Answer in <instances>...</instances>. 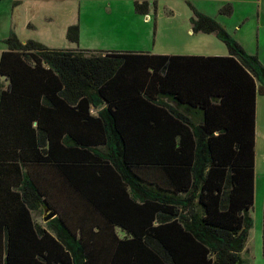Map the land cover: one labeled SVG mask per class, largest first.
<instances>
[{
	"label": "trees",
	"instance_id": "trees-1",
	"mask_svg": "<svg viewBox=\"0 0 264 264\" xmlns=\"http://www.w3.org/2000/svg\"><path fill=\"white\" fill-rule=\"evenodd\" d=\"M192 14L191 30L213 33L228 56L2 39L0 264H248L264 66L213 17ZM66 37L76 41L77 26ZM186 59L200 60L189 79ZM214 62L231 79H211ZM47 210L55 216L33 219ZM262 216L264 251V201Z\"/></svg>",
	"mask_w": 264,
	"mask_h": 264
},
{
	"label": "rangeland",
	"instance_id": "rangeland-1",
	"mask_svg": "<svg viewBox=\"0 0 264 264\" xmlns=\"http://www.w3.org/2000/svg\"><path fill=\"white\" fill-rule=\"evenodd\" d=\"M192 8L213 16L264 65V0H0V53L10 31L18 40H36L53 48L147 52L171 55L226 53L214 34L192 31ZM77 26V40L66 37ZM258 99L254 144V196L243 252L248 264H264L262 209L264 201V94ZM45 212L33 213L42 222ZM121 236V230L115 229Z\"/></svg>",
	"mask_w": 264,
	"mask_h": 264
},
{
	"label": "crops",
	"instance_id": "crops-1",
	"mask_svg": "<svg viewBox=\"0 0 264 264\" xmlns=\"http://www.w3.org/2000/svg\"><path fill=\"white\" fill-rule=\"evenodd\" d=\"M202 14L208 15V14H205V13H202ZM208 16L213 17L211 15H208ZM207 34H212V33H207ZM30 40H32V39H30ZM19 41L21 42V40H19ZM33 41H36V40H33ZM23 42H21V43H23ZM40 44H42V43H40ZM42 45H44V44H42ZM44 46L45 47H48L46 45H44ZM48 48H53V47H48ZM5 49H6V47L4 48V50ZM53 49H71V50H74V49H79V48H53ZM4 50H2V51H4ZM145 53H147V52H145ZM161 55H171V54H161ZM199 56L200 57H208V56L225 57V56H228V52L226 50V53L220 52V53H218V55H196V54L186 55V57H199ZM199 61L200 60H190V59H186V79H189V75H190L189 72H188V69L191 68L192 64H195L196 62H199ZM216 64H223V63H221V62H214V63H212V66L209 67L211 79H231V73H230V71L228 69L224 68L223 66L216 68L215 67ZM6 79H7L6 76L0 74V81L1 82H3L5 84L6 83ZM236 79H238V78H236ZM255 89H256V83L254 82V92H253V152H254V144L257 141L258 115H259V111H261V110L258 111V99H257V96H256V90ZM96 110H98V106L96 108H92L91 107L89 109V113L92 114V115H94ZM214 118L217 121V119H221V115L219 114V115L215 116ZM254 154H255V152H254ZM254 165H255V160H254V156H253V196H254Z\"/></svg>",
	"mask_w": 264,
	"mask_h": 264
},
{
	"label": "water",
	"instance_id": "water-1",
	"mask_svg": "<svg viewBox=\"0 0 264 264\" xmlns=\"http://www.w3.org/2000/svg\"><path fill=\"white\" fill-rule=\"evenodd\" d=\"M99 107H101V105H98V108ZM54 216H55V213L52 210H47L45 211L44 215H42V222H45Z\"/></svg>",
	"mask_w": 264,
	"mask_h": 264
}]
</instances>
